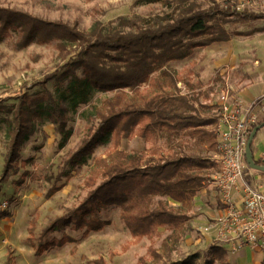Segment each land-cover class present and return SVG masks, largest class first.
Wrapping results in <instances>:
<instances>
[{
	"label": "trees",
	"instance_id": "trees-1",
	"mask_svg": "<svg viewBox=\"0 0 264 264\" xmlns=\"http://www.w3.org/2000/svg\"><path fill=\"white\" fill-rule=\"evenodd\" d=\"M206 1L209 4L204 7L199 0H137L157 4L162 10L134 19L119 17L116 23L97 24L85 30L0 7V42L7 31L20 34L17 44L21 48L32 42H55L63 61L60 71L46 74L40 92L21 93L13 108L0 104V113L10 114L4 118L6 142L0 183L27 164L28 159L20 158L22 146L41 125H53L60 136L58 146L63 148L72 133L69 113L87 104L95 92L112 93L94 108L92 123L77 147L63 157L57 173L46 177L50 182L46 196H51L66 184L74 170L93 160L82 183L87 192L76 205L47 223L38 237L37 219L31 218L27 240L35 254L74 242L75 238L66 233L59 238L52 235L64 228L83 230L84 234L101 230L108 224L98 215L101 208L117 207L120 220L134 239L152 238L160 227H173L175 231L188 218L186 209L210 180L206 171L211 165L205 157L177 151L172 144L182 134L209 136L210 143L216 144L214 130L206 127H214L217 119L201 115L185 94L175 91L178 80L166 65L185 59L196 48L230 39L224 26L227 23L263 17L238 11L229 2ZM252 33L236 30L232 34ZM71 54L74 58H68ZM50 80L67 84L54 94L45 87ZM142 85L146 87L142 89ZM135 136L145 141L164 138L169 146L165 150L154 147L148 152L120 148L122 139ZM97 146H107L106 154L94 157ZM25 175L22 173L19 180ZM166 198L179 206H169ZM173 238L172 232L159 249L149 246L154 260L168 258L161 264H230L223 248L215 245L208 247L201 263L197 262L198 254L171 260L169 239ZM94 263L104 261L98 258Z\"/></svg>",
	"mask_w": 264,
	"mask_h": 264
},
{
	"label": "rangeland",
	"instance_id": "rangeland-1",
	"mask_svg": "<svg viewBox=\"0 0 264 264\" xmlns=\"http://www.w3.org/2000/svg\"><path fill=\"white\" fill-rule=\"evenodd\" d=\"M218 1L232 5L239 2ZM199 2L204 7L209 4L206 0ZM0 7L23 11L45 20L62 21L84 30L97 24L116 23L119 17L134 19L157 14L162 10L157 4H141L137 0H0ZM241 8L263 17L227 23L224 26L231 34L230 39L196 48L185 59L173 60L166 65L178 80L175 91L185 94L201 115L216 118V121L220 111L219 93L227 89L231 95L238 97L237 94L243 86L240 83H253L252 80L263 73L264 69L260 52L252 49L264 43L260 35L262 31H255L264 28V4L262 0H256L255 4H245ZM236 30L253 33L247 36L233 35ZM19 37L17 31H7L0 42V104L10 108L15 106L21 93L40 92L43 87L41 81L46 74L54 70L60 71L63 62L55 42H32L21 48L17 44ZM68 58H74V55L71 54ZM246 65L250 66L247 68L249 73L245 71ZM154 75L158 76V72ZM66 84L67 82L56 84L54 80H50L45 83V87L57 94ZM145 87L146 85L141 86L142 89ZM169 88L174 90L172 86ZM111 95V92H95L87 104L79 106L76 112L69 113L68 126L72 133L63 148H59L60 136L50 123L41 125L22 146L20 158L28 159L27 164L0 183V201L5 200L8 204L7 209L0 213V264H95L94 260L98 258H102L104 264H161L168 261V258L154 260L149 246L159 249L162 240L172 232L175 239H169L173 248L169 259L176 260L189 254H198L197 262L201 263L206 257L205 249L188 246L191 239L186 235L188 223H182L175 231L173 227H160L159 233L152 238L134 239L120 220L117 207L101 208L98 211L99 217L108 221L99 231L84 234L83 230L67 227L52 233L58 238L66 233L75 238L74 242L64 243L60 247H49L40 254H35L29 245L27 229L31 218L37 219L35 236L38 237L47 223L62 215L67 208L76 205L85 196L87 190L82 187V183L91 168L92 159L74 170L66 184L51 196H46L50 187L46 177L57 173L63 157L77 147L87 126L92 123L94 108ZM5 117H10V114L0 113V172L6 142ZM210 130H214L217 142L216 124ZM209 144V136L195 140L194 137L180 135L172 145L177 151L207 156L211 155L212 146ZM168 146L169 143L164 138L145 141L137 136L122 139L120 143V148L127 151L148 152L154 147L165 150ZM106 152L107 146H97L92 155H105ZM24 172L26 175L21 181L19 178ZM215 188L212 185L209 190L215 194ZM157 198L155 197V201ZM166 200L169 206H178L173 200ZM3 213L7 215L2 217ZM8 256L11 259L8 260Z\"/></svg>",
	"mask_w": 264,
	"mask_h": 264
},
{
	"label": "built area",
	"instance_id": "built-area-1",
	"mask_svg": "<svg viewBox=\"0 0 264 264\" xmlns=\"http://www.w3.org/2000/svg\"><path fill=\"white\" fill-rule=\"evenodd\" d=\"M264 4V0H262ZM256 0H239L232 7L238 11ZM216 171L212 182L218 191L222 215L214 220L215 240L231 250L243 247L264 251V192L259 184L245 179V145L252 126L257 122L253 108L256 102L244 104L229 91L218 95ZM0 201V213L7 209Z\"/></svg>",
	"mask_w": 264,
	"mask_h": 264
},
{
	"label": "crops",
	"instance_id": "crops-1",
	"mask_svg": "<svg viewBox=\"0 0 264 264\" xmlns=\"http://www.w3.org/2000/svg\"><path fill=\"white\" fill-rule=\"evenodd\" d=\"M260 35H262V39L264 40V31H262ZM252 49L259 51L260 57L262 58L261 60H264V43L257 45ZM245 67V71L247 72V68H250V66L246 65ZM252 81L253 83L249 85H246V81L241 82L240 84H243V86L237 95L244 104L256 102L253 111L256 114L257 122L260 123L264 121V69L263 73ZM210 127L212 126L210 125L206 128ZM196 138L198 140L202 139L194 136L195 140ZM209 145L212 146L210 149L211 155L201 157H205L211 165L207 170L210 172L208 173L210 180H208L207 183L196 192L185 212L188 218L184 222L189 224L186 235L191 237L188 246H194L198 249L202 248L206 251L210 245L219 246L225 251L226 260L230 264H264V251L259 248L246 246L239 250H231L228 245L220 244L215 240L216 229L213 227V222L222 215V209L217 189L215 188L214 190L215 194L209 190L212 185L214 186L212 177L215 174V167L217 168L216 145L211 143ZM251 150L255 161L264 160V126L258 129L253 137ZM245 179L253 184H259L264 192V170L248 166V168L245 169ZM208 183L210 184L207 185ZM175 203L178 206L180 204H178V202ZM191 212L192 214H190ZM192 242L193 245L191 244Z\"/></svg>",
	"mask_w": 264,
	"mask_h": 264
},
{
	"label": "water",
	"instance_id": "water-1",
	"mask_svg": "<svg viewBox=\"0 0 264 264\" xmlns=\"http://www.w3.org/2000/svg\"><path fill=\"white\" fill-rule=\"evenodd\" d=\"M262 126H264V121L260 122L259 124L254 125L251 128V131L249 132V135L247 138V142L245 145V152H244L245 161L247 165L251 168L260 169V170H264V165H257L255 163V160L253 158L252 151H251V144H252L253 137L255 136L257 130L260 129ZM262 162L264 163V160H262Z\"/></svg>",
	"mask_w": 264,
	"mask_h": 264
}]
</instances>
